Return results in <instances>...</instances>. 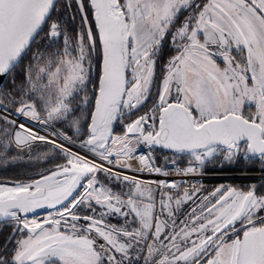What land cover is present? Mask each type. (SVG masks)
<instances>
[{
	"label": "snow or ice",
	"instance_id": "obj_1",
	"mask_svg": "<svg viewBox=\"0 0 264 264\" xmlns=\"http://www.w3.org/2000/svg\"><path fill=\"white\" fill-rule=\"evenodd\" d=\"M0 264H264V0H0Z\"/></svg>",
	"mask_w": 264,
	"mask_h": 264
},
{
	"label": "rangeland",
	"instance_id": "obj_2",
	"mask_svg": "<svg viewBox=\"0 0 264 264\" xmlns=\"http://www.w3.org/2000/svg\"><path fill=\"white\" fill-rule=\"evenodd\" d=\"M221 174L222 175H227V176L226 177L223 176V178H220L219 181L208 183L206 186L212 187V186H215V185H219L220 183L233 184L235 186V185H241V184L258 182L256 180H251V179H248L246 177L237 178V179H241L242 181H232L233 179H236V177L233 176V175L248 174L246 172L237 173V174L236 173H224V172H221Z\"/></svg>",
	"mask_w": 264,
	"mask_h": 264
},
{
	"label": "built area",
	"instance_id": "obj_3",
	"mask_svg": "<svg viewBox=\"0 0 264 264\" xmlns=\"http://www.w3.org/2000/svg\"><path fill=\"white\" fill-rule=\"evenodd\" d=\"M252 175H258V173H248V174H241V175H233L235 177H247ZM226 177L227 175H222L221 172H209L208 176L204 179V183L207 185L209 181H218L220 178ZM154 178V177H153Z\"/></svg>",
	"mask_w": 264,
	"mask_h": 264
},
{
	"label": "trees",
	"instance_id": "obj_4",
	"mask_svg": "<svg viewBox=\"0 0 264 264\" xmlns=\"http://www.w3.org/2000/svg\"><path fill=\"white\" fill-rule=\"evenodd\" d=\"M244 168H245V166H241V168L240 169H237V168H232L231 170H224V171H219V172H224V173H243V172H246L245 170H244ZM219 181V180H218ZM232 181H242L241 179H233ZM212 182H216V181H209L208 183H212Z\"/></svg>",
	"mask_w": 264,
	"mask_h": 264
},
{
	"label": "flooded vegetation",
	"instance_id": "obj_5",
	"mask_svg": "<svg viewBox=\"0 0 264 264\" xmlns=\"http://www.w3.org/2000/svg\"><path fill=\"white\" fill-rule=\"evenodd\" d=\"M236 178H239V177H236Z\"/></svg>",
	"mask_w": 264,
	"mask_h": 264
}]
</instances>
